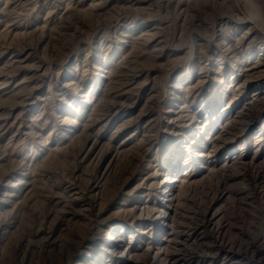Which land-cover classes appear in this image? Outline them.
<instances>
[{
  "label": "rangeland",
  "instance_id": "1",
  "mask_svg": "<svg viewBox=\"0 0 264 264\" xmlns=\"http://www.w3.org/2000/svg\"><path fill=\"white\" fill-rule=\"evenodd\" d=\"M254 94L264 0H0V264H264Z\"/></svg>",
  "mask_w": 264,
  "mask_h": 264
},
{
  "label": "bare ground",
  "instance_id": "2",
  "mask_svg": "<svg viewBox=\"0 0 264 264\" xmlns=\"http://www.w3.org/2000/svg\"><path fill=\"white\" fill-rule=\"evenodd\" d=\"M256 96H258V94H254V95H253V97H256ZM260 96H261V95H260ZM257 99H262V100H264V96H261V97L258 96V97H256V98L253 99V100H254V101L256 100L255 102H257V101H261V100H257ZM168 202H170V201L168 200ZM162 258H163V257H162Z\"/></svg>",
  "mask_w": 264,
  "mask_h": 264
}]
</instances>
